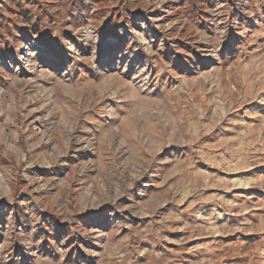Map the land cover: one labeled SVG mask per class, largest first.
Returning <instances> with one entry per match:
<instances>
[{
    "label": "rangeland",
    "instance_id": "obj_1",
    "mask_svg": "<svg viewBox=\"0 0 264 264\" xmlns=\"http://www.w3.org/2000/svg\"><path fill=\"white\" fill-rule=\"evenodd\" d=\"M82 2L0 0V264H264V0Z\"/></svg>",
    "mask_w": 264,
    "mask_h": 264
},
{
    "label": "trees",
    "instance_id": "obj_2",
    "mask_svg": "<svg viewBox=\"0 0 264 264\" xmlns=\"http://www.w3.org/2000/svg\"><path fill=\"white\" fill-rule=\"evenodd\" d=\"M78 11L85 13L88 10V7L84 5V3H81V0H78ZM88 2H92V5H94V7L96 8V14H100L103 15L106 13V9H107V2L109 0H87ZM203 0H183V2L186 4L185 6V12H187L188 14H190L191 16H198L199 14H201L203 12V8L201 6V2ZM76 20V19H74ZM113 18L108 19V22H112ZM76 22V21H74ZM109 28V26H108Z\"/></svg>",
    "mask_w": 264,
    "mask_h": 264
}]
</instances>
